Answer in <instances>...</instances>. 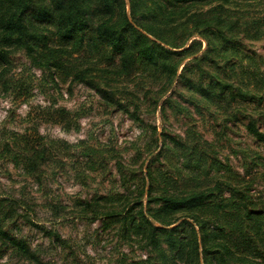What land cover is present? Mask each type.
Listing matches in <instances>:
<instances>
[{
	"label": "trees",
	"instance_id": "16d2710c",
	"mask_svg": "<svg viewBox=\"0 0 264 264\" xmlns=\"http://www.w3.org/2000/svg\"><path fill=\"white\" fill-rule=\"evenodd\" d=\"M258 3L260 16H238L239 7ZM247 41H264V0H0V90L27 99L28 87L11 74L13 57L22 55L51 78L61 73L90 85L105 102L128 111L121 91L95 82L89 72L133 73L144 92L138 99L151 93L153 108L173 89L160 107L177 110L180 103L173 96L181 88L182 99L198 113L205 109L211 115L212 108L225 127L227 122L243 125L264 150V72L258 64L263 57L256 59ZM50 109L40 110L48 114ZM54 111L53 116H64V110ZM152 129V153L158 151L148 154L134 192L126 187V194H96L78 199L71 209L48 202L51 227L59 220L99 222L101 230H114L145 253L143 259L117 264H264V193H253L250 175L264 168V157L256 154L240 176L211 156L210 145L193 130L183 140ZM71 147L40 135L37 126L23 133L0 126V170L10 166L41 188L44 174L59 163L58 152L68 154ZM83 151L89 166L104 165L89 147ZM174 158L180 162L172 166ZM115 165L122 187L137 177L127 175L119 160ZM181 182H187L184 189ZM19 193L0 192V261L70 264L73 252H65L58 263L22 234V226L30 225L65 249L54 229L34 220L35 202Z\"/></svg>",
	"mask_w": 264,
	"mask_h": 264
},
{
	"label": "rangeland",
	"instance_id": "374dc122",
	"mask_svg": "<svg viewBox=\"0 0 264 264\" xmlns=\"http://www.w3.org/2000/svg\"><path fill=\"white\" fill-rule=\"evenodd\" d=\"M236 12L245 20L260 16L263 5L258 3L239 7ZM194 39L195 37H191L187 43ZM246 43L247 49L254 53L256 59L257 55L263 57V60H258V64L264 72V41ZM11 74L15 81L22 80L30 93L24 100L20 96L14 97L12 92L5 93L0 90V126L16 133H23L37 126L40 135L72 146L70 154L64 150L58 152L59 163L54 164L55 168L47 170L44 174V184L41 188L29 179L24 180L10 166L0 170L1 194L15 193V196H20L19 192H22L25 200L35 202L33 216L37 224H42L47 230L54 229L61 239L65 240L63 249L61 246L50 244V240L37 228L25 225L21 229L24 236L33 244H40L44 253L54 257L58 263L63 260L64 253L69 251L73 252L72 257L75 256L69 259L70 264H117L122 260H138L145 257L137 243L121 239L114 230H101L99 222L59 220L51 227L52 217L46 204L54 201L71 209L78 199H89L96 194L134 192L137 180L143 174L141 172H145L146 162L151 159L150 155L154 156L158 151L157 149L152 153V141L155 136L152 128H155L158 134L165 133L183 140L187 138V130H193L197 138L201 139V143L210 145L211 156L240 176L245 175V167L249 166L248 163L254 160L256 154L264 157V150L251 140L243 125L227 122L225 127L223 118L216 115L212 108L211 115L205 109L199 110L202 113H198L182 99L181 94L185 92L181 88L173 96V100L180 103L179 108L171 110L165 107L163 112L160 105L170 96L173 89L161 97L156 108H153L152 99H148L151 93H145L147 99H138L137 96L144 92L139 89L138 79L133 73L130 76H115L91 70L89 78L97 83L107 82L121 91L119 97L123 99L122 104L128 107V111H124L112 103L105 102L90 85L72 81L61 73L51 78L46 71L32 67L30 61L22 55L13 57ZM156 89L153 88L152 94L157 92ZM126 97L131 99L130 103L126 101ZM134 103L139 106L138 109ZM43 107L51 108L50 112L43 114L40 110ZM59 109L64 110V116H69L67 120L69 119L70 125L64 116L52 115L54 110ZM161 146L162 143L159 142L158 147ZM86 147H89L95 156L104 158L102 167L98 166L99 162L89 166L91 159L86 161L84 153H87L83 151ZM116 160L121 162L127 175L137 176L128 181L129 185L126 184L125 187L118 182ZM178 162L174 158L172 166ZM161 163L165 166L163 170H166L168 164L163 160ZM152 166L157 167V161ZM50 170L52 172L48 173ZM167 172L172 174L170 167ZM250 175H254L253 193H264V168L253 169ZM184 184L187 182H181L179 188H183ZM126 187L127 191H124ZM44 193L46 195H43ZM143 203H146L144 199ZM0 264L21 263L2 260Z\"/></svg>",
	"mask_w": 264,
	"mask_h": 264
}]
</instances>
